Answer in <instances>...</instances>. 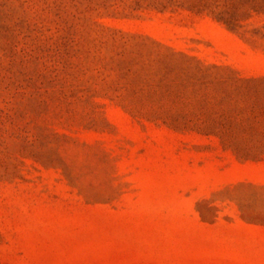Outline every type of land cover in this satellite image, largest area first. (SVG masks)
Instances as JSON below:
<instances>
[{"label":"rangeland","instance_id":"obj_1","mask_svg":"<svg viewBox=\"0 0 264 264\" xmlns=\"http://www.w3.org/2000/svg\"><path fill=\"white\" fill-rule=\"evenodd\" d=\"M0 264H264V0H0Z\"/></svg>","mask_w":264,"mask_h":264}]
</instances>
